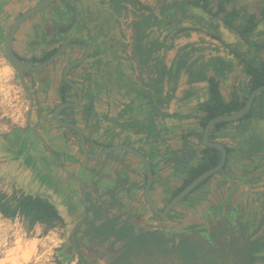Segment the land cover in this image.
<instances>
[{
    "label": "water",
    "instance_id": "obj_1",
    "mask_svg": "<svg viewBox=\"0 0 264 264\" xmlns=\"http://www.w3.org/2000/svg\"><path fill=\"white\" fill-rule=\"evenodd\" d=\"M15 1L26 8L15 16L7 29L4 55L28 98L26 123L22 128L31 132L27 142L38 147L46 157L49 155L72 182L79 215L65 232L68 247L89 264L91 249L107 244V248L112 249L109 253H115V259L136 234L154 230L168 240L199 238L209 250L204 252L208 256L204 253L201 256L214 255L217 260L212 264H222L221 258L229 251L221 249L230 245L234 211L238 210L240 217L255 212L250 208L253 194L244 187L251 184L258 169L253 167L250 173L242 171L234 161L228 164L230 148L213 137L215 132L222 131V125L213 130L212 127L218 122L237 121L255 106L260 108L258 100L264 84L250 89L237 110L208 118L196 137L185 138L186 145L191 142L201 146L191 148L199 158L205 147L215 148L220 153L214 166L185 183L191 164L178 171V154L167 144L163 147L147 144L144 154L124 142L110 143L115 134L107 123L108 117L102 110L95 109L96 101L101 103L99 95L104 89L100 64L90 57L92 38L76 28L79 23L68 0ZM19 28L35 42V61L26 62L12 46ZM40 49L43 52L40 53ZM33 110L38 111L43 122L31 124ZM19 132L21 130L16 129L14 133ZM49 136L56 138L50 140ZM54 140L56 143L64 141V146L75 153L73 161L62 160L63 151L56 148ZM190 162L193 164L196 160L192 158ZM116 164L124 176L111 172ZM76 166L80 167L79 171ZM101 170L105 172L102 177L98 175ZM217 171L216 176L208 178ZM128 176L134 179L130 185Z\"/></svg>",
    "mask_w": 264,
    "mask_h": 264
},
{
    "label": "crops",
    "instance_id": "obj_2",
    "mask_svg": "<svg viewBox=\"0 0 264 264\" xmlns=\"http://www.w3.org/2000/svg\"><path fill=\"white\" fill-rule=\"evenodd\" d=\"M148 4L152 6H158L156 3ZM25 8V6H16V10L14 9L13 13L11 14L12 18L14 19L15 16H17ZM162 13L164 16H166L165 9L162 10ZM174 14L176 15V12L169 10V16ZM160 22L161 21L152 26L154 31L155 29H159V26H161ZM164 23L165 22L162 24L165 25ZM162 28L164 29L165 26ZM153 29H151L150 34V38H152L150 47L153 49H155V47L159 49V43H156L158 41H155L154 38L155 34L152 35ZM224 29L228 33H233L226 28ZM261 31L259 32L262 33ZM68 34L69 36H72L71 32ZM223 37L225 38L224 34ZM235 39L233 40L234 42L230 43L235 44L232 50L237 58H232L230 55L225 56L224 53H213L210 55L211 57L213 55H222V58L230 61L233 66L230 71H227L223 74H215L216 79L219 81V87L224 101H229L233 95H235L239 100H244V97H246L250 90L248 82L249 77L243 70L242 61L240 60V57H244V52L248 51V54H250L253 52L254 48H257V54L261 55L260 58L263 57V41L257 42L255 47L253 44L250 45V43H245L239 36ZM222 41L224 42L223 38ZM135 42L136 37L134 35L132 44L130 45L131 52L130 48H127L130 64H128V58L126 57V60L121 61L119 68L117 69L116 67L112 71L108 82L110 85L109 89L103 90L99 95L102 97V100L100 104H98L96 101L95 109L98 111L102 110L108 117L107 123L110 125L113 134H115V136H112L110 143L124 142L134 146L144 154L145 145L147 144L154 145V143H156L161 147L167 144L169 149L176 151L178 154V158L176 160L178 168L176 169L179 171L183 168V166L191 164L189 167L190 169L200 160L198 155H196L194 151L192 152L191 148L194 146L199 149L201 146H198L197 144L193 145L191 142H189L190 145L188 146L185 144V141H187L185 138L187 137L188 139L190 136L196 137L198 133L201 132V127L203 126L201 123L202 120H204V112L201 110V106L202 103L208 98V83L207 81L196 82L195 85L191 87V89H188L190 91L188 97H184L186 99H181L180 96L173 97L169 102V105L166 106V104L162 102V97L166 96V91L154 88L150 89V82H152L153 79L157 78L156 80H160L159 58L157 57V69L154 72L144 71L143 73L140 71V62L137 59V57L139 58L140 56L139 59L141 61V56L143 55L138 53V56L136 55L137 57H135ZM191 42L196 41L192 40L185 43ZM20 43L25 46V51H27L25 56H27L29 60L34 59L35 52L33 47L36 48L35 42L32 41V38L29 36V34L23 35V31L19 30V33L17 36H14L12 41L14 50H21ZM155 43L157 45L153 47V44ZM138 49L144 51V49L141 47H138ZM39 52H43L42 49H40ZM145 53L149 54L148 49L145 50ZM237 54L241 56L238 57ZM250 56L252 57L253 55ZM244 59L252 60L247 57H244ZM35 60L36 58L34 61ZM207 60L208 59L205 58L204 61L206 62ZM176 61L177 60H175L173 63V67L176 64ZM259 61L260 60L256 58V61L254 62L258 63ZM142 64L146 66L148 63L146 62ZM185 69L186 68L181 69V72ZM133 70L138 71H136L137 73L132 74ZM207 73L209 75H213L212 72L207 71ZM182 76H185V74H182ZM131 79L137 80V83ZM105 94L109 96L108 99V96L106 97ZM258 102V104H261L260 110H258L259 108L255 106V108L250 111L248 116H244L243 118L234 122H228V124H222V131L216 133L222 134L221 139L223 140L219 139L218 141H222V143L230 148L228 149V164L234 161V163L237 164L239 168H243L242 171L246 172L249 170L250 173L253 167L258 169L256 176L253 179L254 181L251 180V184H246L247 186L244 187L249 189V191H251L253 194L250 198V208H253L255 212L247 214L248 217H246V215L241 216L242 220L247 219L246 222H242L241 224H243V227H246V225L250 223L251 220L254 221V228L251 232H249L251 234L253 231L257 230L256 228L261 227L264 224V111L261 109L262 106L264 108V92L261 93ZM250 126L254 128L253 134H251V132L248 133ZM22 128H24V125H22V123H18L16 124V128L10 132L8 130L9 133L0 135V167L1 169H4V172L8 175V181L12 183L13 187L23 190L26 193L40 195L53 202L61 214L65 225L70 226V224L73 223L79 215L72 182L58 169L49 155L46 157L44 154H42L38 147H35L34 144L32 146L27 142L30 136L28 137L25 135L27 142L25 146H20L16 142L11 144L8 142L9 139L18 134L14 133L16 129L24 131ZM45 132L47 135H50L49 131L45 130ZM216 134H213L214 138ZM166 135L168 136V140L164 141V137H166ZM245 136L251 137L252 139L254 138L255 142L259 145L257 146L253 144L254 147L252 148L254 149L249 151L247 148L249 146L245 141ZM53 137L56 138V136H49L48 139L53 140ZM59 142L56 143L54 140L56 148H59L61 151H63L61 152V158H63L62 160L67 163H69V161H73L75 158V153H72V151L64 146V141L61 140V142ZM236 146H238V148ZM25 147L26 149H24ZM192 158L194 161L196 160V162L193 164L190 162ZM75 168L77 171L80 170V167L76 166ZM189 169L187 171L188 174ZM111 172H115L117 176H121L122 174L124 176V172L122 173L119 165L113 167ZM98 175L102 177L105 175V172L101 170L99 171ZM140 176L141 175H139L138 178H140ZM127 178L130 182L127 183L128 185L134 182L132 177L128 176ZM258 209H261V211L257 212L256 214ZM30 230H35L36 233L39 234L40 230H43V226L41 224H34ZM154 235L158 236L159 240L164 241V245H166L165 252H163V260L160 262L161 264H197V262L199 264H212L215 260H217L216 256L214 255L204 258L202 256L205 253L199 254L198 252H195V248L192 252L191 248L185 247L187 243L192 244L193 242H199L205 246V249H208L206 244L200 242L202 240L199 238H185L183 241L181 239L179 241L176 239L168 240L157 234L156 231L152 230L136 234L135 237L127 241L124 244V247L120 249L121 251L116 257L117 262H122L124 252H130L128 254L129 258L134 260L135 264H137V259L140 261L142 256H144V252L146 251V248L143 246V244L151 241V239H154ZM243 237L244 235L242 233L240 237L233 238V240L231 239L232 243L230 245L231 247L233 246V250H231L232 252L228 253L224 252L225 255L221 258L222 264H244L243 258L244 254L246 255V252H241V250H244V248L240 250L239 247L242 239L244 242H246L248 238L251 237H247L245 239ZM253 245L256 246L255 244ZM181 247L183 250H180ZM226 249L227 246H224L221 251H226ZM205 255L208 256V253ZM126 264L134 263L128 262Z\"/></svg>",
    "mask_w": 264,
    "mask_h": 264
},
{
    "label": "rangeland",
    "instance_id": "obj_3",
    "mask_svg": "<svg viewBox=\"0 0 264 264\" xmlns=\"http://www.w3.org/2000/svg\"><path fill=\"white\" fill-rule=\"evenodd\" d=\"M138 1L143 5L156 3L161 9H165V5L172 0ZM15 2L14 0H0V135L9 133L16 128V124L23 122L26 106L24 93L17 82L16 74L9 67L4 55L5 35L10 22L13 20L11 14L16 6L21 7ZM218 2L219 0H207V7L210 8L211 11H214ZM68 3L74 8L75 16L79 23V27L76 26V28H81L79 32H81L82 35L85 33L86 37H91V40L97 45L100 44V75L102 82H104L103 90L109 89L110 85L108 82L112 71L116 67L118 69L121 61L126 60V57L128 58V47L131 52L130 45L135 35L133 23L140 16V10L135 9L130 1H117L116 4H111L109 0H68ZM237 6L242 7L244 13L249 12L254 14V21L258 22L249 35L250 45L253 44L255 46L257 42H264V21H262L264 20V0H226L227 9ZM189 9L190 12L193 13L189 16H183L182 23L179 25H175L178 19L177 15L174 14L166 17L162 13V10H157L161 26H159V29H155V31L152 27V35L155 34L154 38L158 41L156 43H159V49L155 47L157 45L156 43L153 44L155 49L151 48L148 64L146 66L140 62L137 57L138 53H136L137 56L135 54V57H137L140 62V71L143 73L144 71L154 72L157 68V57L159 58L160 80H156L157 78L153 79V81L150 82V89L154 88L166 91V96L162 97V102H164L166 106L169 105L173 97L180 96L181 99H186L184 97H188L190 91L188 89H191L196 82H200L188 80V74L185 70L182 72L180 70L177 73L173 67V63L180 56L179 48L187 44L185 42L192 40L196 41L194 48H198V50H195L192 55H190V57L193 56V58L197 60H195V63H198L199 56H202V60L205 58L209 60V58H211L210 55L213 53H224L225 56L230 55L232 58H237L232 50L235 44L230 43L234 42L233 40L237 38V36H235L234 33L226 32L222 26L214 31L213 26L208 20L209 18L203 14L199 8L189 7ZM163 22H165V25L162 24ZM202 22L206 24L204 25ZM184 24H192L196 27L201 26V28L199 30L190 31L188 35H183V33L177 35L173 30ZM207 25L210 27V30ZM163 26H165L164 29L162 28ZM20 29L21 28L17 30L15 36H17ZM218 31L222 33L224 42H220L214 36ZM169 45L171 46L166 48ZM184 50H188V46ZM262 50L263 57L261 58H264V48H262ZM182 51L183 49L181 53ZM250 55L253 56L251 57ZM240 56L241 55H238V57ZM243 56L253 61H256V58L261 60V55L257 54V48H254L253 52L250 54H248V51H245ZM127 60L128 64H130V59L128 58ZM136 71L138 70H133L132 74L137 73ZM182 74H185V76H182ZM131 80L137 83V80ZM107 96L108 95H106V97ZM108 98L109 96L107 99ZM261 109L264 111L263 106ZM258 110H260V108ZM250 132L251 134L254 132L252 126L248 129V133ZM221 135L222 134H216L215 138L219 140L222 138ZM245 141L249 146L247 147L249 151L254 149L252 148L254 145H259L255 142L254 138L252 139L251 137L245 136ZM218 173L217 171L208 178L210 179V177L212 178ZM7 177L8 175L4 172V169L0 167V188L7 192H11L15 187L8 181ZM259 211H261V209L257 210V212ZM67 228L68 225H65L64 222V224L57 225L53 229L47 231L40 230V233L37 234L35 230H30L31 228H29L21 218L15 217L13 219H8L0 215V264H75L77 259L76 255L71 253V256L67 257L62 253L60 254L61 248L67 245L66 241H64ZM154 236V239L143 244L146 251L140 261L137 259V264H161L160 262L163 260V252H165L166 245H164V241L159 240L158 236ZM185 247L191 248L192 252L195 248V252L199 254L209 252V250L205 249V246L199 242H193L192 244L187 243ZM180 250H183V248L181 247ZM129 253L130 252H124L122 262L120 263V261H118L119 263L117 262V264H126L128 262L135 264V261L129 258ZM197 264L199 263L197 262Z\"/></svg>",
    "mask_w": 264,
    "mask_h": 264
},
{
    "label": "trees",
    "instance_id": "obj_4",
    "mask_svg": "<svg viewBox=\"0 0 264 264\" xmlns=\"http://www.w3.org/2000/svg\"><path fill=\"white\" fill-rule=\"evenodd\" d=\"M117 1H130L135 9L140 10V16L134 22L136 37L134 52L135 54L139 53L143 55L141 56L142 60L140 62L146 63L148 62V58L151 53V29L152 26L160 21L157 10L163 9L149 4L143 5L138 0H109L111 4H116ZM188 6L191 8H199L202 13L209 18L208 20L213 26L214 31L218 30L222 26L233 32L237 35V37L239 36L242 38L245 43L250 42L249 35L258 23L254 21V14L249 12L244 13L242 7L237 6L227 9L226 0H219L214 11H211L210 8L207 7V0H172L170 3L165 5L166 17L169 16V10L176 12L178 19L175 22V25H179L182 23L183 16H189L193 13L190 12ZM202 23L204 24V22ZM200 28L201 26L196 27L192 24H184L173 31L177 35H180L181 33H183V35H188L190 31L199 30ZM214 36L220 42L222 41L220 31L216 32ZM194 45L195 42H191L184 44V46L182 45L179 48L180 52L182 49L183 51L179 54L180 56L178 57L174 68L177 73L181 69L186 68L185 70L188 74V80L190 81H207L208 98L201 106V110L204 112V120H202L201 124L204 125L207 119L212 116L219 113H229L237 110L243 104L244 100H239L235 95H233L229 101H224L219 87V81L215 77V74L217 73L223 74L230 71L233 67L231 62L222 58V55H213L209 60H207L209 62H205V59L202 60V56H199L198 63H195L197 60L193 58V56L190 57L195 50H198V48H194ZM170 46L171 45L166 48ZM187 46L188 50H184ZM138 47H141L144 51L139 50ZM146 49H148L149 54L145 53ZM240 60L242 61L243 70L249 77V89H252L260 84H264V58L258 63L253 60L244 59V57H240ZM207 71L212 72L213 75H209ZM250 111L245 116H248ZM222 124H224V122H218L212 127V129H215ZM219 157L220 153L217 149L205 147L203 156L195 166H192L189 169V175L186 178L185 183L198 173L214 166L218 162ZM0 215L8 219L19 217L28 225L29 228H32L34 224H41L43 226V231H47L49 229H53L57 225L64 224V220L53 202L40 195L26 193L23 190L15 188L12 189L11 192H7L0 188Z\"/></svg>",
    "mask_w": 264,
    "mask_h": 264
},
{
    "label": "flooded vegetation",
    "instance_id": "obj_5",
    "mask_svg": "<svg viewBox=\"0 0 264 264\" xmlns=\"http://www.w3.org/2000/svg\"><path fill=\"white\" fill-rule=\"evenodd\" d=\"M10 24H11V22H10ZM8 28H9V26H8ZM20 45H21V50L20 51L15 50V51L26 62H30L29 58L27 56H25L27 54V51H25V46L22 43H20ZM89 46H90V53H89L90 57H94L95 61H99V64H100V57H101L100 44L97 45L95 42H93V43H90ZM92 48H94V50H92ZM55 49H56V47L49 50L47 55L45 56V58L51 52H53ZM39 61H41V59ZM24 97L26 100V106H25V113H24V119H23L22 125H24L26 123L25 115H26V112L28 109V98H27L25 93H24ZM39 118H41V117H39L38 111L33 110L32 114L30 116L31 124H35L37 121H38V123L44 121V120L41 121ZM27 130L19 132L20 134L16 133L17 135L13 136L11 139L8 138L9 139L8 142L11 144V143H14L16 141V143H18L20 146H25V144H26L25 135H27V136L31 135V132L27 131ZM24 149H26V147ZM24 151H26V150H24ZM158 206H159V208H162L160 205H158ZM239 206H241V205H239ZM237 213H238V210L234 211V216H235L234 224L235 225L232 226V230L229 233V235L231 236V239L233 240V238L240 237L242 233L244 235V237H243L244 239L247 237L252 238V239L248 238V240L246 242H244L243 239L241 240V244H240L239 248H240V250L244 248V250H241V252H246V255L244 254V258H243L244 262L243 263L244 264H264V224L261 227L256 228L257 230L253 231L251 234L249 232H251L254 228V225H253V224H255L254 221L251 220V222L248 223L246 225V227L245 226L243 227V224H241L242 219L239 215H237ZM158 234L161 235L160 233H158ZM231 239H230V244L232 243ZM253 244H255L256 246H254ZM106 245L107 244L101 246L100 248L98 247L96 250L91 249L90 252H92V253H90L88 255V258H89V261H91V260L92 261L89 264H117V258L114 259L115 253H112V254L109 253L110 250H112V249L109 247L107 248ZM119 247H120V245H119ZM62 248H61L62 251L60 250V254L62 253L63 255L70 257L71 253H72L73 255L77 256L75 264H87L81 258H79V256L74 252L73 249H71L70 246L68 247V245H66V246H63ZM226 250H228L229 252H232L231 250H233V246L231 247V245H229ZM93 258H94V260H93Z\"/></svg>",
    "mask_w": 264,
    "mask_h": 264
}]
</instances>
